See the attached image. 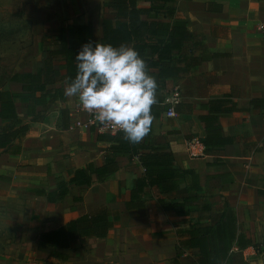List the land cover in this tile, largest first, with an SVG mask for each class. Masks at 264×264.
Masks as SVG:
<instances>
[{"label":"crops","instance_id":"crops-1","mask_svg":"<svg viewBox=\"0 0 264 264\" xmlns=\"http://www.w3.org/2000/svg\"><path fill=\"white\" fill-rule=\"evenodd\" d=\"M139 6L149 4L140 1ZM169 6L175 8L173 16L152 13L140 18L183 25L178 41L182 45L161 62L158 54L148 57L160 64L148 69L158 84L150 131L136 144L138 154L115 157L117 170L105 181L93 177L89 187L70 186L68 196L57 203L41 195L55 192L59 180L75 171L90 164L103 166L113 157L105 135L75 127L86 115L77 110L75 97L64 95L66 80L47 86L50 94L62 90L63 99L47 98L35 114L29 113L32 102H15L18 118L29 127L25 136H16L19 126L0 118V205L13 209L26 198L35 202L31 213L48 224L35 222L36 239L58 263L199 264L200 248L190 244L201 241L202 234H191L200 224L216 232L203 238L211 245L206 254L226 264H264V36L257 29L264 22V0H175ZM105 9L99 20L86 14L57 21V27L45 23L43 32L51 31L46 46L13 74H37L43 52L60 49L57 36L63 28L91 24L94 40L101 41L102 21L111 12L106 4ZM53 65L65 74L63 58L54 59ZM0 91L19 94L23 84L7 81ZM169 108L176 118L167 116ZM193 140L205 144L196 156L189 151ZM165 152L172 154L175 168L193 174L173 192L148 186L140 206L131 202L135 181L145 176L141 156ZM101 211L111 223L105 237L97 231L68 238V248L39 242L40 234L64 235L69 224Z\"/></svg>","mask_w":264,"mask_h":264},{"label":"trees","instance_id":"trees-1","mask_svg":"<svg viewBox=\"0 0 264 264\" xmlns=\"http://www.w3.org/2000/svg\"><path fill=\"white\" fill-rule=\"evenodd\" d=\"M140 1L147 2L149 6L146 8L140 7ZM174 2L175 0H106V7L111 12L102 21L103 38L101 41L94 40L91 24L74 25L70 28L61 29L57 36L60 49L43 52V61L37 74L18 73L10 76L8 81L23 84V92L16 94L0 91V118L5 122H13L19 126L14 133L16 136H25L29 127L23 125L18 118L15 102L20 101L28 105L32 102L33 107L30 108L31 106L29 105V113L35 114L36 107L45 104L47 98L51 97L53 100L63 99L62 90L55 89L53 94H50L52 90H48L47 86L62 80H66L69 83L75 77L77 71L75 55L82 45L88 42L112 44L113 46L127 44L137 50L145 60L148 69L160 66L159 62L170 56L174 49H179L180 45H182L178 41L180 39L179 35L184 29L183 25L176 24V26L170 27L161 21L142 20L140 17L142 15L151 17L152 13H154V16H157L158 13L173 16L175 8L170 7L169 4ZM154 54L159 55V62L154 63L153 60L148 58ZM56 58L65 60V74L63 76L61 75V70L56 69L53 65V61ZM37 93L42 94L37 97ZM8 128L10 130L13 129L12 126ZM123 136V132L114 136L105 134V141L110 143L109 152L113 157L107 158L103 166L95 167L90 164L83 169H79L67 180H59L55 192H41V195L46 196L49 203H57L68 196L70 186L89 187L94 183L93 177H96L99 182L105 181L117 170L116 156L139 153V147L136 144L129 143ZM6 140L7 136L1 138V142ZM141 162L145 167V176L135 181V188L131 191V202H135L138 206H140L141 196L146 187H158L162 193H170L183 183L187 175L193 174L191 171L175 168L174 158L170 152L142 155ZM192 185L193 188L195 187L194 189L199 188V186L194 185V182ZM104 218H106V225L103 223ZM223 218L229 219L233 223L236 222L235 218L227 214H224ZM99 221H102V225H99ZM110 228L111 223L107 222V213L101 211V214L93 217H81L79 220L69 224L65 229L64 235L53 231L40 234L39 242L55 248H68V238L75 240L80 236L98 235L97 231H100V234L105 237ZM223 230L226 235L225 229ZM194 231L196 232L194 233ZM215 233L213 228L201 226L200 224L194 227L191 232L192 237H199L202 234L201 238H199L201 241L191 242L190 244L191 247L197 246L200 248L201 257L198 259L199 264H226V260H219L215 255L206 254V249L211 247V245L209 243L206 245L203 242V238L210 236V234L214 237ZM59 257L63 258V256Z\"/></svg>","mask_w":264,"mask_h":264},{"label":"rangeland","instance_id":"rangeland-1","mask_svg":"<svg viewBox=\"0 0 264 264\" xmlns=\"http://www.w3.org/2000/svg\"><path fill=\"white\" fill-rule=\"evenodd\" d=\"M105 0H0V88L19 69L36 59L46 45L45 23L66 22L86 14L99 20L105 13ZM30 198L20 208L0 205V264H70L53 260L51 252L36 239ZM34 211V210H33ZM46 210V206L43 207ZM39 224L48 225L39 221ZM43 227V226H42Z\"/></svg>","mask_w":264,"mask_h":264},{"label":"clouds","instance_id":"clouds-1","mask_svg":"<svg viewBox=\"0 0 264 264\" xmlns=\"http://www.w3.org/2000/svg\"><path fill=\"white\" fill-rule=\"evenodd\" d=\"M76 75L64 88L102 126L123 132L131 144L140 143L153 122L158 84L145 60L127 44L88 42L75 55Z\"/></svg>","mask_w":264,"mask_h":264},{"label":"built area","instance_id":"built-area-1","mask_svg":"<svg viewBox=\"0 0 264 264\" xmlns=\"http://www.w3.org/2000/svg\"><path fill=\"white\" fill-rule=\"evenodd\" d=\"M258 31L264 36V22L260 23L257 27ZM173 104H177L178 103V99L177 98H173ZM79 112H82L86 115V120L82 123H76L75 127H79V128H82V129H94V131L97 133V134H100V135H105V134H108V135H116L122 131L112 127V126H102L100 125L94 118V116L90 113H88L87 111L83 110L80 106H79V103H78V109H77ZM167 116L169 118H176L177 117V114L176 112L174 111V109L172 108H169L168 111H167ZM197 149H200V150H204L205 147L203 146V144H201L200 142H196L195 140L191 141L190 144H189V151H190V154L192 156H196V152H197ZM184 256L187 255V253H184L183 254ZM188 256V255H187ZM193 264H197V263H194Z\"/></svg>","mask_w":264,"mask_h":264}]
</instances>
